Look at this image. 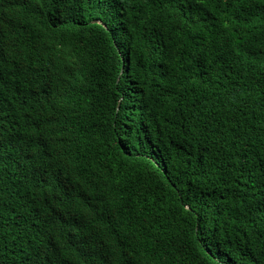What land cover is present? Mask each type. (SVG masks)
Listing matches in <instances>:
<instances>
[{
	"label": "trees",
	"instance_id": "trees-1",
	"mask_svg": "<svg viewBox=\"0 0 264 264\" xmlns=\"http://www.w3.org/2000/svg\"><path fill=\"white\" fill-rule=\"evenodd\" d=\"M0 264H264V0H0Z\"/></svg>",
	"mask_w": 264,
	"mask_h": 264
}]
</instances>
